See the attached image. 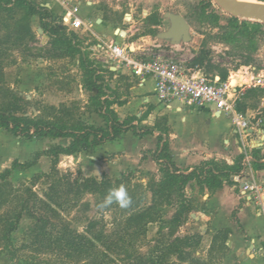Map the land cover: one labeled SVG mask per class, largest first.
<instances>
[{
    "label": "trees",
    "instance_id": "obj_1",
    "mask_svg": "<svg viewBox=\"0 0 264 264\" xmlns=\"http://www.w3.org/2000/svg\"><path fill=\"white\" fill-rule=\"evenodd\" d=\"M253 1L264 3V0ZM214 5L213 0H200L198 4L189 9L188 17L184 18L185 21L187 23L188 19L216 21L217 16L212 11ZM0 7L15 8L23 12L22 24L11 33L5 34L4 40L1 41L3 44L13 40L21 42L31 39L33 32L30 20L36 17L43 34L53 45L65 47L78 54L79 67L82 72L81 86L89 94L87 102L90 108L89 114H96L103 123L102 126L97 127L85 122L81 114L77 112V104L74 103L72 105L76 107H67L63 104L59 107L44 108L39 118H30L24 113L25 103L22 99L0 86L1 129L13 137L28 142L33 139L67 141V145L54 144L46 151L35 153L31 161L25 163L13 161L9 169L0 173V211L6 208L0 214V242L7 247L8 251L28 250V256L25 258L26 264H114L108 255L111 243L107 237L94 232L96 222H89L84 232L81 233L72 228L70 223L63 218V215L76 208L85 196H94L96 208L102 213H110L113 223L117 225L124 223V229L132 228V236L144 237L147 227L156 221L159 225H167L173 229L182 226L184 217L192 212L196 205L193 200L185 196L184 190L189 183H195L198 187L211 191L221 189L223 185H233V177L242 170V155L235 158L231 165L224 160L209 159L199 162L190 170L179 169L170 153V130L166 125V119L159 118L151 126H140L150 112L139 118L126 116L120 119L113 110V106L121 107L125 102L118 101L116 91L106 83L96 63L76 50V37L73 34H66L65 28L59 25L57 17L50 10L32 0H0ZM229 17L226 38L231 45L254 47L255 41L264 35V24L234 16ZM2 55L3 50L0 47V84L3 68ZM108 73L112 74L111 71ZM225 78L226 76L220 81H225ZM242 108L238 103V111L244 112ZM128 132L139 139L146 136L155 137L157 142L153 152L142 151L140 158L142 162L146 159V155H149L160 174V179L153 181L149 187L153 203L148 208L140 207L143 202L142 198L134 200L133 197L128 207H121L115 201L101 207L110 191L121 186L120 180H111L104 176L101 178L79 177L72 172L58 171L59 157L88 152L105 143L116 141ZM251 155L254 160L253 169H264V158L260 155V151L252 149ZM42 156L50 160L49 172L35 175L29 187L14 186L9 180L12 172L16 169L27 170L36 166ZM40 181L44 182L45 189L39 198L32 192V188ZM130 192L127 191L129 197L132 196ZM18 199H23L22 207L32 200L37 201L48 216L37 219L25 244L12 248L10 235L16 230L22 213L25 211L23 208L17 211L13 207L14 201ZM156 203H165L173 208L174 212L169 220H163L156 212ZM83 208L87 209V204ZM235 213L236 211L232 213L234 220H236ZM230 235V229L224 228L211 236L208 262L216 254L224 256L227 253ZM200 240L201 236L198 234H187L183 238L175 237L154 256L151 260L152 264H176L171 261L172 257L196 264H207V260L186 254L196 249ZM100 247L103 250H100ZM128 264L131 262L128 261Z\"/></svg>",
    "mask_w": 264,
    "mask_h": 264
},
{
    "label": "rangeland",
    "instance_id": "obj_2",
    "mask_svg": "<svg viewBox=\"0 0 264 264\" xmlns=\"http://www.w3.org/2000/svg\"><path fill=\"white\" fill-rule=\"evenodd\" d=\"M91 1L96 3V10H100L97 15L101 16L104 22L111 24V30L114 31L120 30V28L122 30L128 28V24H130L129 17L124 19V16L130 13L129 10H131L136 28L133 29L134 37L127 41V44L147 37L148 42L150 40L152 45L145 46L144 41L140 43L146 48L145 54L148 57H160L181 62L184 66L197 70L206 77L218 76L221 79L226 76L225 80L230 73L240 70L241 67L252 66L257 70H264V35L255 41L254 47H235L231 45L226 38V29L231 15L220 9L214 0L215 5L212 11L217 16V20L188 19L189 40L185 42L179 40L177 43H172L170 39L161 38V35L170 28V22L165 14L188 17L189 9L198 4L200 0ZM39 2L43 3L44 0H39ZM22 17L23 12L20 10L0 7V47L3 50L1 56L3 60L1 88L22 99L25 103L24 113L30 118H39L44 108L59 107L63 104L72 107V103H74L77 104V107H73H76L82 119L91 124L93 121L87 117L90 115V108L87 105L89 94L81 86L82 72L79 67L77 53L62 46L53 45L48 37L38 31L37 28L40 27V24L36 17H32L30 20V27L33 32L31 39H25L21 42L13 40L4 44L1 42L4 40L5 34L11 33L18 25L22 24ZM244 20L258 22L253 18ZM122 23L125 25H122ZM66 34L74 35L70 32H66ZM75 37L76 50L90 59L92 39H78L77 36ZM96 65L106 83L116 91L119 102H127L133 98L134 95L130 94H133L131 88L136 87L135 80L124 78L123 75L115 72L110 74L106 67L99 63ZM149 88H151V83L147 81L144 90ZM1 103L2 98L0 95ZM239 104L244 108V112L248 111L247 115L250 118H254L253 123L259 122V119L264 117V89H246ZM153 106L155 108V105ZM152 108L147 103H139L136 107H130L129 111L118 110L116 107L115 110H117L119 118L124 119L129 114L142 116L147 112L151 113ZM248 108L249 110H247ZM160 112H163V109H160ZM159 118L162 117L157 115L155 118L147 117L140 126H151ZM57 142L51 139H33L28 142L13 137L0 128V173L9 169L13 161L25 163L31 161L35 153L46 151L54 144L67 145L66 140ZM86 160L94 161L92 158ZM83 162L84 159L80 156L75 155L73 158L61 156L58 160L57 169L61 173L72 172L75 176L84 177L83 171L86 173V170H82ZM49 170L50 160L42 156L36 166L27 170L16 169L13 171L9 180L16 187H29L35 175L48 173ZM159 179L160 174L157 171L147 172L133 167L121 173L116 179L111 180H120L126 191H131L132 196L130 198L133 197L134 200L142 198L143 202L140 207L145 209L153 203L149 187L153 181ZM44 189L45 184L40 181L37 186L32 188V192L40 198ZM184 192L185 196H193V192L189 188H185ZM22 201L23 199H18L14 201L13 205L17 211L23 208L26 212L23 211L24 213H22L16 230L10 235L12 248L25 244L27 236L35 226L37 219L48 216L42 205L37 201L32 200L29 204L24 205L25 207H22ZM95 203V197L87 195L76 208L68 214H64L63 218L70 223L72 228L81 233L84 232V228L89 222H96L94 232L107 237L111 243L110 248H108L109 254H107L114 264H128V261L131 264H152L151 260L161 248L168 245L173 238H183L187 234H198L201 236V240L196 249L186 254L204 261L207 260L212 235L208 229L209 226H203L202 223L197 224L193 220L191 215L201 212L197 205H195L192 212L184 217V222L178 229H173L167 225H159L156 221L147 227L145 236L140 237L137 235L132 236V228L124 229V223H120V225L113 223L111 214L100 212ZM85 204H87V209L83 208ZM5 210L6 208H3L0 214ZM155 210L163 220H169L174 212L173 208L165 203H156ZM6 248L0 242V264H26L25 258L28 256V250L13 252L8 251ZM99 249L103 250L102 247ZM227 255H229V247L224 256L216 254L211 261L208 262L207 260V264H233V257ZM171 261L176 262V264H196L184 259L177 260L176 257H172Z\"/></svg>",
    "mask_w": 264,
    "mask_h": 264
},
{
    "label": "crops",
    "instance_id": "obj_3",
    "mask_svg": "<svg viewBox=\"0 0 264 264\" xmlns=\"http://www.w3.org/2000/svg\"><path fill=\"white\" fill-rule=\"evenodd\" d=\"M32 1L50 10L57 17L59 23L61 16L64 14V9L60 6L62 0H44L43 3L39 0ZM64 1H67L68 6L77 7L78 16L89 25L96 36L123 41L126 44L134 37L133 29L136 28V24L133 22L131 10H129L130 13L124 16V19L129 17L130 24H128V28L126 30L121 28L116 30L124 33V36H119L114 33L116 31L111 30V24L104 22L102 17L97 15L100 10H96L94 1ZM122 25L125 24L122 23ZM141 41H144L145 46L152 45L150 40L148 42L147 37L128 44L129 46L135 45L138 47L139 52L145 54L146 48L140 43ZM215 77L218 76L211 78ZM147 81L151 83V88L144 90ZM147 81L142 87L137 85L132 87L131 93L133 91V94L130 95H134L133 98L119 108L113 106V110L117 113L116 107L118 110L129 111L130 107H136L139 103L151 105L153 108L148 117L155 118L157 115L166 119V125L170 130V153L179 169L190 170L199 162L209 159L224 160L231 165L235 158L241 155V145L231 128L228 118L222 115H213L205 109L197 110L193 106L183 105L177 101L165 107L158 103L153 94V82L151 80ZM142 95L144 97H141ZM153 105H155V108ZM160 109H163V112H160ZM128 116L141 117L137 114H129ZM87 117L93 121L92 125L97 127L103 125L102 120L96 114H90ZM247 141L250 146H254L252 149H258L260 155L264 158V117L259 119V132L252 131ZM156 143L155 137L146 136L139 139L128 132L116 141L105 143L88 152L76 154V156L84 159L82 164V170H86V173L83 171L84 177L98 178L105 175L109 179H116L121 173L133 167L147 172H156L157 167L149 155H146L145 160L140 161L141 152H153L156 149ZM74 156L65 158H73ZM87 158H92L94 161L86 160ZM234 177L232 179L233 185H223L221 189L214 191L200 188L195 183H189L186 188L193 192V196L188 197L187 195L186 197L192 199L201 210V212L191 216L197 224L202 223L203 226H209L208 229L211 235L224 228L230 229L229 255L227 256L233 257V264H264V216L259 214L257 205L244 201L240 193L241 185L234 181ZM248 178H253L259 186L264 187V169L254 170L252 168V173L245 175V179ZM245 179L241 178V181ZM233 211H236V220L232 217Z\"/></svg>",
    "mask_w": 264,
    "mask_h": 264
},
{
    "label": "built area",
    "instance_id": "obj_4",
    "mask_svg": "<svg viewBox=\"0 0 264 264\" xmlns=\"http://www.w3.org/2000/svg\"><path fill=\"white\" fill-rule=\"evenodd\" d=\"M60 6L64 14L59 25L68 33H74L78 39H92L90 59L96 64L135 80L138 87L151 80L155 98L165 107L177 101L228 118L241 145L242 155V170L234 181L241 185L240 193L244 201L257 205L259 214L264 216V187L259 186L253 178L245 179L247 173H252L254 161L251 155L254 146H250L247 140L252 131L259 132V122L253 123L254 118L237 109L246 89H264V70L247 66L230 73L225 81H220L218 77L209 78L181 62L148 57L133 44L129 46L123 41L98 37L78 16L77 7L68 6L64 0ZM241 178L245 180L241 181Z\"/></svg>",
    "mask_w": 264,
    "mask_h": 264
},
{
    "label": "water",
    "instance_id": "obj_5",
    "mask_svg": "<svg viewBox=\"0 0 264 264\" xmlns=\"http://www.w3.org/2000/svg\"><path fill=\"white\" fill-rule=\"evenodd\" d=\"M214 2L231 16L241 19L253 18L255 21L264 24V3L256 1L254 3H240L233 0H214ZM165 17L170 22V28L161 35V38L170 39L172 43H177L179 40L183 42L189 40V25L184 17L169 13L165 14ZM38 31L42 33L40 28ZM115 34L124 36V33L119 31H116Z\"/></svg>",
    "mask_w": 264,
    "mask_h": 264
},
{
    "label": "clouds",
    "instance_id": "obj_6",
    "mask_svg": "<svg viewBox=\"0 0 264 264\" xmlns=\"http://www.w3.org/2000/svg\"><path fill=\"white\" fill-rule=\"evenodd\" d=\"M114 201L118 202L121 207H128L130 205L131 198L123 185L118 189L111 190L101 207L112 204Z\"/></svg>",
    "mask_w": 264,
    "mask_h": 264
},
{
    "label": "bare ground",
    "instance_id": "obj_7",
    "mask_svg": "<svg viewBox=\"0 0 264 264\" xmlns=\"http://www.w3.org/2000/svg\"><path fill=\"white\" fill-rule=\"evenodd\" d=\"M235 2H240V3H254L253 0H233Z\"/></svg>",
    "mask_w": 264,
    "mask_h": 264
}]
</instances>
